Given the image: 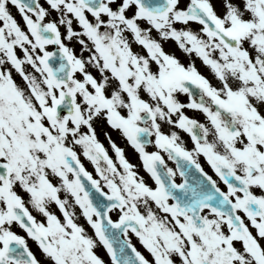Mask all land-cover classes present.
Instances as JSON below:
<instances>
[{
  "label": "snow or ice",
  "instance_id": "1",
  "mask_svg": "<svg viewBox=\"0 0 264 264\" xmlns=\"http://www.w3.org/2000/svg\"><path fill=\"white\" fill-rule=\"evenodd\" d=\"M0 264H264V0H0Z\"/></svg>",
  "mask_w": 264,
  "mask_h": 264
},
{
  "label": "flooded vegetation",
  "instance_id": "2",
  "mask_svg": "<svg viewBox=\"0 0 264 264\" xmlns=\"http://www.w3.org/2000/svg\"><path fill=\"white\" fill-rule=\"evenodd\" d=\"M103 138V137H102ZM114 138H116L117 139V142L118 143H121V141L119 140V137H114ZM129 152H131V150L129 149ZM133 162L135 163V162H137L135 159H133ZM86 164H87V162H86ZM89 166V168H91V166L90 165H88ZM223 186V185H222Z\"/></svg>",
  "mask_w": 264,
  "mask_h": 264
}]
</instances>
